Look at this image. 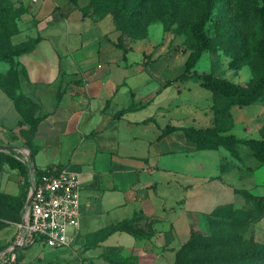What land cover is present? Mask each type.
<instances>
[{"label": "crops", "instance_id": "obj_1", "mask_svg": "<svg viewBox=\"0 0 264 264\" xmlns=\"http://www.w3.org/2000/svg\"><path fill=\"white\" fill-rule=\"evenodd\" d=\"M34 2L29 35L12 42L38 35L42 40L31 53L0 61V148L26 159L17 160L30 171H78L81 215L72 248L19 249L45 251L21 264H110L104 255L117 247L135 255L137 264H175L181 223L211 208L214 185L225 190L226 169L213 165L214 153L205 154L217 150H198L184 132L213 126L212 92L169 74L175 62L170 52L120 46L110 17L84 16L85 3ZM13 76L18 86L10 85ZM12 94L38 105L41 120L27 135L34 153L23 144L22 111ZM3 168L4 192L19 196L23 175L6 163ZM136 212L158 219L152 239L115 232L100 240L99 233ZM15 233L14 226L9 240L0 234V243L9 244Z\"/></svg>", "mask_w": 264, "mask_h": 264}, {"label": "rangeland", "instance_id": "obj_2", "mask_svg": "<svg viewBox=\"0 0 264 264\" xmlns=\"http://www.w3.org/2000/svg\"><path fill=\"white\" fill-rule=\"evenodd\" d=\"M34 1L0 0L5 12L0 18L4 21L0 24L4 34L1 43L6 50L12 48L13 37L29 35L34 19L28 15L32 14L31 3ZM80 1L86 4L84 9L92 19L110 17L126 48L170 52L175 62L169 74H182L183 63L196 53L193 28L206 18L203 29L207 45L189 65L184 78L187 82L196 81L202 86L206 76H213L250 89L264 77V21L256 15V11L264 7V0H157V3H135L137 0H105L108 3H100L102 0H93L97 9L102 4L109 5L115 11L111 13L98 11L91 0ZM30 38L27 36L18 44ZM212 95L219 99L217 106L223 109L219 114L214 113L212 127L231 137L228 141L230 149L220 148L216 153L205 154L211 156L214 153L213 165L223 168V172L226 169V174H223L225 190L220 192L214 185L215 199L211 208L207 212L194 213L187 222L181 223L176 237L180 246L175 250L178 264H233L235 261L230 254L264 247V213L257 209L253 200V196H264V158L253 156L248 146L250 140L264 143V98L239 105L231 103L236 101L234 96L228 98L214 92ZM27 99L29 101L21 107V120L29 124L38 115V105L32 98ZM6 154L0 151V234L9 240L20 211H17L19 203L2 188L6 178L3 168ZM214 175L218 173L214 171ZM217 193L223 195L215 196ZM216 210L219 214L215 213ZM244 216L249 220L245 221L247 218ZM237 234L249 242L246 247L250 249L236 244L223 249L186 250L194 238ZM183 248L185 251L178 258L177 253ZM40 252L45 251L41 248L34 252L18 250L13 264H21L27 257L39 256ZM224 255L227 258H222Z\"/></svg>", "mask_w": 264, "mask_h": 264}, {"label": "trees", "instance_id": "obj_3", "mask_svg": "<svg viewBox=\"0 0 264 264\" xmlns=\"http://www.w3.org/2000/svg\"><path fill=\"white\" fill-rule=\"evenodd\" d=\"M69 1L71 3H74L75 5H78L79 7H80L79 3H82L80 0H69ZM91 1H92L91 2L92 5L95 7V1L94 2L93 0ZM210 1H215V0H210ZM100 3H108V2L102 0ZM135 3H157V0H137ZM80 8L84 16H88L86 13L87 9H84L86 8V4ZM97 10L102 13L115 12L110 9L109 5H104V4H102L101 7ZM4 13H5L4 7L0 5V18L4 16ZM256 15L264 21V7L259 8L256 11ZM205 21L206 18L201 19V21H199L193 28V34L197 41V51L193 56L188 57L186 59L183 66V72L180 75L181 78H185V74L189 70V65L195 61V59L199 56V54L205 49L207 45V36L205 35L203 29ZM3 22L4 21L0 19V24ZM1 32L2 31L0 29V61H6L10 63L14 61L15 57L21 56L23 54L31 53L32 51H34L38 43L42 40V37L38 35L36 38L28 39L27 42H23L19 44H13L12 42L11 44L12 48L8 51L2 46L1 39L3 38L4 34H2ZM120 44H121L120 46L125 47L122 44L121 40H120ZM1 47L3 48L1 49ZM263 66H264V53H263ZM22 74L26 77V71L24 69H22ZM10 79H11L10 85L12 87L18 86V81H19L18 77L13 76V78ZM202 87L210 90L211 92H214L215 94H220V95L222 94L224 97L229 98L234 96L236 98V101H231V103L234 102L239 105L245 103L258 102L259 100H261L260 98H264V77L262 81H260L254 88L246 89L217 77L206 76L203 79ZM12 97L16 105L21 109V111H22L21 105L23 103L26 104V102L29 101V99H27L23 94L16 96L12 94ZM218 101L219 99L214 97L215 112H218L219 114L220 111H222L223 109L219 105L217 106ZM129 109H133V107L130 106L126 110ZM40 120L41 117H36L29 124L24 123L22 120L18 124V127L20 128L19 132L21 133L23 138V144L24 146L30 148L32 153H34V150L31 148L27 135H29L36 129ZM184 132L186 134V137L196 144V148L198 150H204V149L218 150L220 148L230 149V146L228 145V141L229 138L231 137H228V135H224L225 133H223V131L217 127H211L207 129L188 128V129H184ZM248 146L250 147L253 156H256L257 158L258 157L264 158V143L262 141L250 140L248 141ZM5 163L8 164L12 169H17L24 177V182L22 183V191L20 195L12 196L13 199L19 203V206L17 207V211H20V216L18 219L19 222L21 220L22 210L28 195L30 170L28 166H25L22 162L17 160L13 155L6 154ZM36 172L37 174H41V170L36 169ZM253 200L257 209L264 213V196H253ZM228 208H230V206ZM215 213L219 214V210H216ZM244 218L246 219L247 216H244ZM247 220H249V218H247L245 221ZM157 221H158L157 218L148 217L143 212H136L130 218H126L119 222L113 223L98 235L100 240H103L108 238L110 235H112L115 232H125L132 235L136 240L152 239L156 234V231L154 229V224ZM247 243L249 242H247L245 238L240 234H237L235 236L224 235V236H215V237L214 236L202 237V238H194L192 242H190V244L186 247V250L187 249L205 250V249H216V248L223 249L225 247H233L236 244L238 245L241 244L244 247V249L245 248L250 249L246 247ZM6 246L7 244L0 246V252L3 251ZM183 251H185V248H183L177 253L178 258L181 255V253H183ZM104 257L106 258V260H108L110 264H137L138 261L135 255L131 254L129 256H125L123 254L122 247L114 248L110 253L105 254ZM230 257L234 258L235 263L233 262V264H264V247L262 246L256 247L255 250L250 249L249 251L246 250L238 251L236 254H230ZM222 258H227V256L224 255V257ZM175 264H178V262H175Z\"/></svg>", "mask_w": 264, "mask_h": 264}, {"label": "built area", "instance_id": "obj_4", "mask_svg": "<svg viewBox=\"0 0 264 264\" xmlns=\"http://www.w3.org/2000/svg\"><path fill=\"white\" fill-rule=\"evenodd\" d=\"M17 159L26 162L20 155ZM80 215L78 171L69 166H59L43 169L41 174H37L36 169H31L22 217L15 223L13 239L0 252V264H13L17 250L36 244L53 250L72 248Z\"/></svg>", "mask_w": 264, "mask_h": 264}, {"label": "water", "instance_id": "obj_5", "mask_svg": "<svg viewBox=\"0 0 264 264\" xmlns=\"http://www.w3.org/2000/svg\"><path fill=\"white\" fill-rule=\"evenodd\" d=\"M4 149H5V148H0V151H1V150H4ZM29 204H30V199H29V201H28V205H29Z\"/></svg>", "mask_w": 264, "mask_h": 264}]
</instances>
